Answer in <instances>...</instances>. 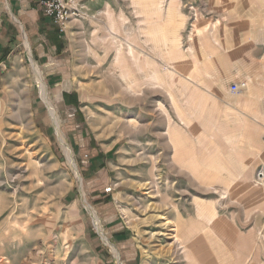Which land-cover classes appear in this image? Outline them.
Instances as JSON below:
<instances>
[{
  "label": "rangeland",
  "instance_id": "obj_1",
  "mask_svg": "<svg viewBox=\"0 0 264 264\" xmlns=\"http://www.w3.org/2000/svg\"><path fill=\"white\" fill-rule=\"evenodd\" d=\"M205 1H112L107 12L82 14L69 24L59 60L51 56L49 68L36 63L46 86L56 73L62 79L57 91L79 99L81 118L47 88L76 172L18 37L9 63L0 66V264H239L242 243L228 251L210 238L209 211L243 218L259 209V194L252 201L244 182H230L228 175L247 166L233 154L224 162L219 153L206 162L204 153L192 155L191 137L198 146L206 141L215 103L194 98L166 65L174 68L181 58L178 31L189 33L190 16L198 17ZM196 33L191 28L189 36ZM211 133L217 148L221 132ZM100 155L103 161L92 165ZM203 172L208 178L202 180ZM263 183L259 170L251 187ZM224 188L229 195L221 193ZM104 195L110 203H102ZM84 204L94 210L118 262ZM235 228L246 232L251 220ZM254 228L263 234L264 226ZM263 256H256V264H264Z\"/></svg>",
  "mask_w": 264,
  "mask_h": 264
},
{
  "label": "crops",
  "instance_id": "obj_2",
  "mask_svg": "<svg viewBox=\"0 0 264 264\" xmlns=\"http://www.w3.org/2000/svg\"><path fill=\"white\" fill-rule=\"evenodd\" d=\"M112 1L118 0H77L84 17H96L100 12H107L108 3ZM198 14V17L195 14L194 17L190 16L189 33L182 35V29L178 31L181 58L174 61V68L166 65L174 78L188 83L194 98H211L215 103V111L208 112L212 129L206 131V141L198 146L197 140L191 137V143L195 144L192 155L200 151L205 154L202 159L206 162L213 159L214 153H219L224 162L230 160L226 154H233L231 158L234 157L235 162L243 160L247 163L243 173L235 172L228 177L230 182H244L252 201L259 194V209L254 208L243 218L235 215L220 217L209 209V201L204 206L213 213V220L208 226L210 238L221 242L228 251L234 242L242 243L241 248L237 247L240 248L237 253L241 255H237L239 264H256V256L264 255L261 253L264 249V232L256 233L254 228L256 224L264 226V183L261 187H251L256 172L260 170L264 174V0H206L205 8L198 10ZM191 28L198 33L189 36ZM67 34L60 35L56 31L39 10L36 0H0V66L9 63V55L21 35L29 51L27 57H31L29 42L34 44L31 50L34 62L49 68L51 56L59 60L66 52ZM46 81V88L55 90L51 93L52 97L59 98L65 107L74 109L81 118L77 94L65 89L57 91V87L62 85L60 76L52 73ZM237 82H246L247 88L231 94L228 87ZM214 130L221 132L219 138L222 142L217 148L212 142L214 133L211 131ZM208 138L212 139L208 141ZM226 142L229 143L228 147ZM100 158L102 155L91 160V164L103 161ZM192 159L195 160V157L192 156ZM242 165L240 163L239 166ZM205 172L200 173V179L208 178ZM190 175L192 180L196 177L193 170ZM226 182L225 179L224 186ZM221 191L229 195L225 188ZM206 192L211 190L207 189ZM257 213L256 221L252 216ZM196 220L188 221L192 224ZM246 220H251V228L246 232L235 231L236 225L244 224ZM188 221L184 219L183 222ZM190 259L192 261V254Z\"/></svg>",
  "mask_w": 264,
  "mask_h": 264
},
{
  "label": "bare ground",
  "instance_id": "obj_3",
  "mask_svg": "<svg viewBox=\"0 0 264 264\" xmlns=\"http://www.w3.org/2000/svg\"><path fill=\"white\" fill-rule=\"evenodd\" d=\"M25 46H26V49H27V52L29 53L28 51V48H27V44L25 43ZM130 53L132 54V51H130ZM30 67L32 68V71H33V74L35 75V78H36V84L38 86V89H39V92H40V95L41 97L43 98V100L46 102L47 104V107H48V111H49V115L52 119V122L55 126V129H56V133H57V136L59 138V140L61 141L62 143V147L64 149V152L67 156V159H68V162L70 164V166L74 169V171L76 172V169H75V162L72 158V155H71V151H70V148L67 144V142L65 141L62 133L60 132V127H59V122H58V119L55 117V111H54V108L53 106L51 105V103H49L48 101V90L46 88V85H45V81L43 79V76H42V73L40 71V68L37 66V64L31 59L30 57ZM118 68L120 69V78L125 80L127 77V74H126V71L122 68L121 64L118 65ZM241 83L242 82H237V83H233L230 85V88H229V92L231 94H237V93H240L242 91H244L246 89V85L244 87L241 86ZM232 87H235V91H232L231 88ZM224 190V189H222ZM222 193V191H221ZM222 194H227L226 191H223ZM221 194V195H222ZM82 201V200H81ZM84 207L87 209V211L93 216L94 220H95V226L97 227L98 229V232L100 233L101 235V238L102 240L110 246V244L108 243L107 241V237L106 235L104 234V232L102 231L101 227H100V224H99V221L97 219V216L94 212L93 209H91L87 204H84ZM199 216L202 217L204 220H206L207 222H210V218L208 216L207 213L203 212L202 210H199ZM111 250L113 251L115 257H116V260L118 262V257H117V252L114 250V248L112 246H110ZM119 264V263H118Z\"/></svg>",
  "mask_w": 264,
  "mask_h": 264
},
{
  "label": "built area",
  "instance_id": "obj_4",
  "mask_svg": "<svg viewBox=\"0 0 264 264\" xmlns=\"http://www.w3.org/2000/svg\"><path fill=\"white\" fill-rule=\"evenodd\" d=\"M36 2L41 13L50 20L60 35L67 32L72 21L82 18V7L77 0H36ZM245 85V82L241 83L242 87ZM231 90L235 91V87ZM257 176L261 177V173Z\"/></svg>",
  "mask_w": 264,
  "mask_h": 264
},
{
  "label": "trees",
  "instance_id": "obj_5",
  "mask_svg": "<svg viewBox=\"0 0 264 264\" xmlns=\"http://www.w3.org/2000/svg\"><path fill=\"white\" fill-rule=\"evenodd\" d=\"M102 198H103L102 199L103 200L102 203H110V197L108 195H104ZM97 202L101 203L100 200H98Z\"/></svg>",
  "mask_w": 264,
  "mask_h": 264
}]
</instances>
